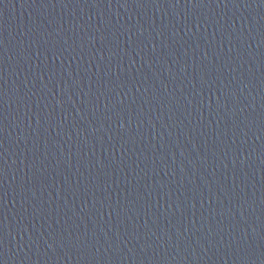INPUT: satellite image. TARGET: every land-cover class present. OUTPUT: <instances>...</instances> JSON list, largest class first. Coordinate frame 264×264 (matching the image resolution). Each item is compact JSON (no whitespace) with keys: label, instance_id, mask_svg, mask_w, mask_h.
Wrapping results in <instances>:
<instances>
[{"label":"water","instance_id":"95a60500","mask_svg":"<svg viewBox=\"0 0 264 264\" xmlns=\"http://www.w3.org/2000/svg\"><path fill=\"white\" fill-rule=\"evenodd\" d=\"M0 264H264V0H0Z\"/></svg>","mask_w":264,"mask_h":264}]
</instances>
